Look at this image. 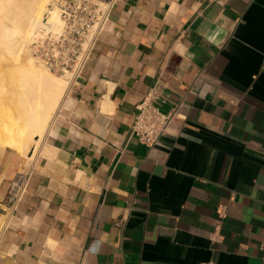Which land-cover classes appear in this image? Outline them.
<instances>
[{
	"label": "crops",
	"instance_id": "0c3cea01",
	"mask_svg": "<svg viewBox=\"0 0 264 264\" xmlns=\"http://www.w3.org/2000/svg\"><path fill=\"white\" fill-rule=\"evenodd\" d=\"M204 263L264 264V0H118L37 153L0 142V264Z\"/></svg>",
	"mask_w": 264,
	"mask_h": 264
},
{
	"label": "bare ground",
	"instance_id": "6f19581e",
	"mask_svg": "<svg viewBox=\"0 0 264 264\" xmlns=\"http://www.w3.org/2000/svg\"><path fill=\"white\" fill-rule=\"evenodd\" d=\"M54 0H0V142L37 153L72 80L33 55L32 46L50 11L48 28L63 22Z\"/></svg>",
	"mask_w": 264,
	"mask_h": 264
},
{
	"label": "built area",
	"instance_id": "2783aa9c",
	"mask_svg": "<svg viewBox=\"0 0 264 264\" xmlns=\"http://www.w3.org/2000/svg\"><path fill=\"white\" fill-rule=\"evenodd\" d=\"M117 1L54 0L49 7L56 3L63 25L59 31L50 30V11L47 10L40 33L32 46L33 55L51 71L70 72L72 79L79 76ZM179 118V105H175L169 112H164L150 99L145 98L137 104L131 133L141 143L154 146L163 137L172 134L173 124ZM30 176L29 170L23 171L12 182V204L18 202L26 192ZM220 212L222 214V211Z\"/></svg>",
	"mask_w": 264,
	"mask_h": 264
},
{
	"label": "rangeland",
	"instance_id": "374dc122",
	"mask_svg": "<svg viewBox=\"0 0 264 264\" xmlns=\"http://www.w3.org/2000/svg\"><path fill=\"white\" fill-rule=\"evenodd\" d=\"M54 72V71H53ZM55 73H57V74H62V73H58V72H55Z\"/></svg>",
	"mask_w": 264,
	"mask_h": 264
}]
</instances>
